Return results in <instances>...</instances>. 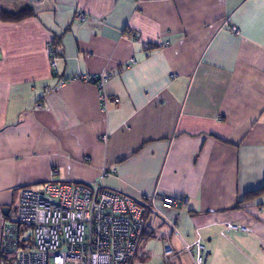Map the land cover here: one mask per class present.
<instances>
[{
    "label": "crops",
    "instance_id": "crops-1",
    "mask_svg": "<svg viewBox=\"0 0 264 264\" xmlns=\"http://www.w3.org/2000/svg\"><path fill=\"white\" fill-rule=\"evenodd\" d=\"M25 6L34 16L0 20V237L21 188L99 181L181 202L159 208L179 237L154 219L132 264H162L166 238L168 264H194L182 241L196 240L209 264H264V194L236 207L264 178V0H5L0 10Z\"/></svg>",
    "mask_w": 264,
    "mask_h": 264
},
{
    "label": "built area",
    "instance_id": "built-area-1",
    "mask_svg": "<svg viewBox=\"0 0 264 264\" xmlns=\"http://www.w3.org/2000/svg\"><path fill=\"white\" fill-rule=\"evenodd\" d=\"M84 19L81 13L75 16L77 21ZM231 31L236 33L237 29L231 27ZM48 52L51 69L56 72V52L51 47ZM106 78L102 73L96 79L99 109L103 113L110 104L103 91ZM48 90L49 87L45 91ZM179 205L181 202L171 196L135 197L106 188L99 181L72 183L50 179L39 189L23 187L14 213L2 227L0 264H132L141 255L140 241L145 229L153 227L154 219L179 237L176 224L159 210L177 209ZM232 228L231 224L225 225V230ZM182 247L194 264H209L199 240L192 244L182 241ZM175 256L166 238L162 243V264H168Z\"/></svg>",
    "mask_w": 264,
    "mask_h": 264
},
{
    "label": "trees",
    "instance_id": "trees-1",
    "mask_svg": "<svg viewBox=\"0 0 264 264\" xmlns=\"http://www.w3.org/2000/svg\"><path fill=\"white\" fill-rule=\"evenodd\" d=\"M34 16V12L29 6H25L24 8L18 10V11H7V10H0V20L1 21H6V22H18L21 21L25 18H29ZM264 194V178L262 181V184L260 187L257 189L247 191L244 196L242 201L238 202L236 207H239L241 203L244 201H250L254 200Z\"/></svg>",
    "mask_w": 264,
    "mask_h": 264
},
{
    "label": "rangeland",
    "instance_id": "rangeland-1",
    "mask_svg": "<svg viewBox=\"0 0 264 264\" xmlns=\"http://www.w3.org/2000/svg\"><path fill=\"white\" fill-rule=\"evenodd\" d=\"M9 0H6V2H8ZM12 1H17V0H12ZM0 3L3 4L5 3V0H0ZM139 263L138 258L135 260V264ZM50 264H54L52 261L50 262Z\"/></svg>",
    "mask_w": 264,
    "mask_h": 264
},
{
    "label": "water",
    "instance_id": "water-1",
    "mask_svg": "<svg viewBox=\"0 0 264 264\" xmlns=\"http://www.w3.org/2000/svg\"><path fill=\"white\" fill-rule=\"evenodd\" d=\"M7 210H8V209L6 208L3 212L6 214V213H7Z\"/></svg>",
    "mask_w": 264,
    "mask_h": 264
}]
</instances>
